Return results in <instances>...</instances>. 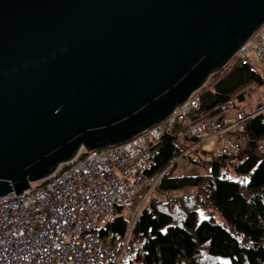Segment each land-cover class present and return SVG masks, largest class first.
Returning <instances> with one entry per match:
<instances>
[{
	"label": "water",
	"instance_id": "1",
	"mask_svg": "<svg viewBox=\"0 0 264 264\" xmlns=\"http://www.w3.org/2000/svg\"><path fill=\"white\" fill-rule=\"evenodd\" d=\"M264 24V0H0V196L163 123Z\"/></svg>",
	"mask_w": 264,
	"mask_h": 264
},
{
	"label": "trees",
	"instance_id": "2",
	"mask_svg": "<svg viewBox=\"0 0 264 264\" xmlns=\"http://www.w3.org/2000/svg\"><path fill=\"white\" fill-rule=\"evenodd\" d=\"M258 66L233 58L214 73L210 86L205 84L200 89V106L189 111V122L220 116L228 108L243 111L239 107L246 94L255 86H264V71ZM243 114L251 138L264 137V111ZM186 129L175 119L159 140L148 142L150 160L142 176L150 182L157 180L133 229V235L142 239V254L124 264H219L221 257L228 258L230 264H264V156L244 154L237 160L219 154L204 158L199 146L192 147L196 138ZM181 156L191 163L207 165L210 173L174 175ZM230 170L251 172V176L241 182L228 176ZM149 186H143L136 202ZM184 188L189 191L172 194ZM200 209L209 216L198 221ZM128 218L119 211L106 221L101 235L118 244L127 231Z\"/></svg>",
	"mask_w": 264,
	"mask_h": 264
},
{
	"label": "built area",
	"instance_id": "3",
	"mask_svg": "<svg viewBox=\"0 0 264 264\" xmlns=\"http://www.w3.org/2000/svg\"><path fill=\"white\" fill-rule=\"evenodd\" d=\"M236 56L242 64L264 66V24ZM199 106L200 92L195 91L163 123L118 145L82 148L22 193L0 196V264L134 262L136 255L142 254L143 242L133 235V229L157 180L150 182L142 176L150 160L148 142L159 140L175 119L187 126V134L196 138L197 143L223 134L225 127L219 116L189 122V111ZM258 142H264V137ZM219 153L230 159L244 156L241 147L229 139L220 146ZM148 184L149 189L136 202L135 193ZM119 211L129 215L127 231L118 244H111L100 229Z\"/></svg>",
	"mask_w": 264,
	"mask_h": 264
},
{
	"label": "crops",
	"instance_id": "4",
	"mask_svg": "<svg viewBox=\"0 0 264 264\" xmlns=\"http://www.w3.org/2000/svg\"><path fill=\"white\" fill-rule=\"evenodd\" d=\"M239 108H242L243 111L230 108L231 110H235L234 114H236L237 117L233 116L232 113L229 112L227 114L229 122L223 119L222 116L224 115V112L221 114L222 123L225 127L223 134H217L206 141L192 145V147L194 149H198L197 146H200V149L205 153V157L211 158L212 156L219 155L220 146L225 140L229 139L230 142L237 143L238 146L241 147L242 151H244V154H250L256 158H262L264 156V142L259 143L258 140L251 138L246 122L247 116H244L243 113L257 112L261 109L264 111V86H255L251 89L246 94L242 105L240 103ZM242 135L244 136V139H241ZM180 143L182 144V141ZM251 145L253 146V149L250 148ZM181 158L185 157H179L177 162Z\"/></svg>",
	"mask_w": 264,
	"mask_h": 264
},
{
	"label": "rangeland",
	"instance_id": "5",
	"mask_svg": "<svg viewBox=\"0 0 264 264\" xmlns=\"http://www.w3.org/2000/svg\"><path fill=\"white\" fill-rule=\"evenodd\" d=\"M258 67L262 71H264V67H261V66H258ZM213 77H214V75L212 74L208 78L206 86H208V87L210 86V83H211ZM229 112H231L233 116L237 117V115L234 114L235 110H231L229 108L228 110L224 111V115L222 116L223 119L227 122H229L227 119V114ZM250 148L253 149V146L251 145ZM203 157L206 158L205 154ZM208 173H210V169L207 165L194 164V163L189 162L186 158L179 159L177 164H176V167L173 171L174 175H197V174H208ZM228 176L235 179V180H239L241 182H247L251 176V172H249V173H237L234 170H230V171H228ZM142 190L143 189L141 188V190L139 192L135 193L136 198L141 194ZM188 191H189V189L184 188V189L174 190L172 192V194L175 195V194L185 193ZM211 213L216 217L218 216L217 212L212 211ZM197 216H198V219L201 220L203 218H208L209 213L206 210L200 209L197 212ZM219 264H230V262H229L228 258L221 257V258H219Z\"/></svg>",
	"mask_w": 264,
	"mask_h": 264
},
{
	"label": "bare ground",
	"instance_id": "6",
	"mask_svg": "<svg viewBox=\"0 0 264 264\" xmlns=\"http://www.w3.org/2000/svg\"><path fill=\"white\" fill-rule=\"evenodd\" d=\"M247 40H248V39H247ZM245 42H246V41H245ZM245 42H244V43H245ZM244 43H243V44H244ZM243 44H242V45H243ZM242 45H241V46H242ZM188 98H189V97H188ZM180 105H181V104H180ZM180 105H179V106H180ZM177 107H178V106H177ZM175 109H176V108H175ZM155 125H157V124H155ZM153 126H154V125H153ZM151 127H152V126H151ZM149 128H150V127H149ZM147 129H148V128H147ZM144 131H145V130H144ZM142 132H143V131H142ZM140 133H141V132H140ZM138 134H139V133H138ZM136 135H137V134H136ZM136 135H134V136H136ZM134 136H133V137H134ZM133 137H131V138H133ZM131 138H129V139L123 141V142H126V141L130 140ZM123 142H120V143H117V144H113V145H118V144H121V143H123ZM113 145H110V146H113ZM107 147H109V146H107ZM103 148H105V147H103ZM96 149H101V148H96ZM89 150H92V149H89ZM27 189H28V188H27Z\"/></svg>",
	"mask_w": 264,
	"mask_h": 264
},
{
	"label": "clouds",
	"instance_id": "7",
	"mask_svg": "<svg viewBox=\"0 0 264 264\" xmlns=\"http://www.w3.org/2000/svg\"><path fill=\"white\" fill-rule=\"evenodd\" d=\"M253 35H254V34H253ZM253 35H252V36H253ZM233 58H237V59H238V57L236 56V54L234 55ZM233 58H232V59H233ZM232 59H231V60H232ZM231 60H230V61H231ZM238 60H239V59H238ZM230 61H229V62H230ZM239 61H240V60H239ZM229 62H228V63H229ZM240 62H241V61H240ZM228 63H227V64H228ZM227 64H226V65H227ZM254 64H256V63H254ZM263 67H264V66H263ZM204 86H205V85H204ZM197 91H200V89L197 90ZM261 111H263V110L261 109ZM219 117H221V115H220ZM257 140H258V139H257ZM196 144H197V142L195 143V145H196ZM199 148H200V146H199ZM219 154H220V153H219ZM237 160H238V159H237ZM197 212H198V211H197ZM197 219H198V216H197ZM201 220H202V219H201ZM198 221H200V220L198 219Z\"/></svg>",
	"mask_w": 264,
	"mask_h": 264
}]
</instances>
